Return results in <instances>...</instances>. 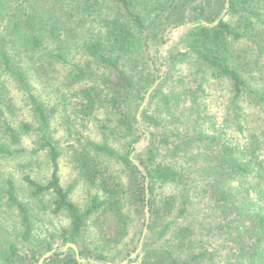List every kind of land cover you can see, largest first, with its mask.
Wrapping results in <instances>:
<instances>
[{
    "label": "trees",
    "instance_id": "1",
    "mask_svg": "<svg viewBox=\"0 0 264 264\" xmlns=\"http://www.w3.org/2000/svg\"><path fill=\"white\" fill-rule=\"evenodd\" d=\"M249 1L230 0L227 8V0H0V160L31 153L46 154L52 170L47 182H39L30 175L24 176L23 181L30 198L47 200L46 209L51 215L68 218L69 227L61 232L63 245L72 243L81 247L79 243L89 222L94 220L100 226L109 215L120 227L116 239L125 234V190L101 162L103 156L128 169L132 181L130 203L139 200L144 209L149 205L151 212L161 210H155L153 201L146 204L147 178L151 193L156 186L178 184L182 188L178 194V264H207L206 259L217 254L207 245L209 242L196 238L198 227H204L205 220L195 222L191 215L194 198L200 196L209 204L215 203L211 206L224 214L222 221L212 228V233L216 230L213 236L224 237L227 244L224 264H264L262 142L256 133H251L248 141L232 143L224 131L214 133L209 127L212 95L208 87L211 88L212 79L217 86L227 87L229 127L234 126L241 133L248 131L252 113L245 110L243 102L264 109V83L260 88L245 76L253 67L247 52L237 47L247 39L264 51L256 36L249 34L252 17L257 16ZM224 11L227 16L240 15L242 20L235 26L224 19L213 28L202 24L215 23ZM187 23L200 26L185 34L182 39L186 42V52L171 60L178 59L179 63L194 59V82L185 83L181 79L178 83L183 84V89L164 100L167 105L175 101L174 107L178 106L175 141L165 132L159 116L149 117L148 110L144 111L142 118L148 129L151 126V139L134 158L145 176L131 160L135 145L146 138L136 115L157 74L169 66V60L152 56L150 49L159 43L162 26L178 28ZM60 70L63 75L56 78L62 86L68 91L76 88L74 113L80 120L78 127L103 111L112 117L108 123H115L113 128L102 123L106 133L131 137L127 150L120 154L107 142L84 139L82 131L69 123L67 133L72 141L73 162L85 182L98 190L85 209L71 201L61 184L62 152L53 134V111L33 85L38 79V82L45 78L51 82ZM159 92L154 93L151 101ZM167 105L165 112L175 116L172 105ZM29 138L34 139L35 149L26 146ZM215 146L220 149L217 153ZM162 150L165 154L159 162L157 153L161 154ZM1 186V199L18 212L21 242L31 244L34 222L29 207L19 200L13 180L3 179ZM169 203L172 207L171 200ZM171 229L172 224L164 227L159 237L165 238ZM52 238L50 235L42 244L32 242V251L37 252L39 246L51 251ZM3 245L0 253L3 264H25V260L36 259L35 255L21 257L16 243L6 241ZM70 251L56 252L50 264H83L74 250L70 248ZM179 251L190 254L183 256ZM143 253L138 257L144 256L140 264H159L155 254ZM168 254L163 261L168 260ZM81 257L108 264L103 251L97 249H82Z\"/></svg>",
    "mask_w": 264,
    "mask_h": 264
},
{
    "label": "rangeland",
    "instance_id": "2",
    "mask_svg": "<svg viewBox=\"0 0 264 264\" xmlns=\"http://www.w3.org/2000/svg\"><path fill=\"white\" fill-rule=\"evenodd\" d=\"M249 2L248 5L251 10L255 9L257 12V16L252 17L253 28L249 34H254L259 44L264 47V0H250ZM105 13H109L108 9H105ZM240 20H242L240 15L231 14L229 16L226 15L224 18V21L233 26H235ZM191 24L193 23H187L183 26ZM183 26L178 28H171L170 25L162 26L157 39L159 43L151 46L150 52L152 56L157 55L161 60H169V66L163 67L161 73L157 74L156 82L160 81V83L152 93L149 102L144 109V111L146 109L148 110L147 113L149 117H160L162 125H165V132H167L169 136H172V141H175L176 132L178 130V106L174 107L175 101H172L167 105L164 100L167 97H171L173 92H178V90L183 89V84L178 83V81L181 82V79L185 80V83L192 82L191 84H193L194 79L192 72L193 70H196V62L192 58L179 63L178 59L175 61L171 60L173 56H178V54L185 53L187 50L186 42L182 38L189 30L180 34L179 29ZM254 43L255 42L245 39L238 44L237 47L239 50L247 52L248 60L253 67L248 73H245V76L248 77L252 84L260 87L263 86L264 83V51L258 50ZM75 55L77 54L75 53ZM78 59L79 57L75 59V62H77ZM62 75L63 72L60 70L58 75H54L55 78L51 82L46 78L38 82V79L33 81V85L36 88V93L41 97V100L46 103L51 111H53V134L55 140L58 142L60 151L62 152V157L59 160L61 184L64 189L69 192L71 201L81 209H85L90 198L96 194L98 195V190L96 187L90 186L85 182L73 162L72 141L67 133V128L70 126L69 123L75 124V126L82 131L84 139H90L93 142L100 144L107 142L120 154H123L127 150L126 144L131 137L121 138L111 136L108 132L106 133V131L102 129V123L106 122L105 124L111 128H113L115 123H108L107 120H112V117L104 115L103 111L97 112L88 123L85 122L78 127L80 125V120L76 118V114L74 113L77 100V97L74 96L76 88L68 91L66 87L62 86V82L56 78L62 77ZM212 80L209 81L211 88L210 85L208 87L209 92H211L212 95V100H210L212 101L210 102V114L212 116L209 124L210 131L214 133H216V131H224V135H226L229 142H240V144L249 140L248 134L256 133L259 136V141L262 142L261 147L264 148V109H260L256 106H248L243 102L245 110L248 113H252V116L248 118V131L241 133L235 129L236 127H229L227 121L230 117V115H227V107L229 103L227 87L225 84L217 86ZM255 80H257V83L254 82ZM156 82L148 88V91L155 86ZM194 86L196 87V85ZM158 90H160V92L158 93L157 98L155 97V99L151 101L152 96ZM12 94H14V92ZM145 98L146 96L142 101V105ZM166 105H172L173 109L171 112H173L175 116L165 112ZM140 108H138L136 119ZM161 110H163V113H161ZM144 111L141 115L143 127L148 133H150L151 126L148 129L149 125L146 123L144 124L142 118ZM146 141L147 137L145 139L142 138L140 142L135 145V150H139L135 155L142 152L147 147L149 142L145 147L139 148V145L145 144ZM26 146L32 150L35 149L37 145L33 138H29L26 141ZM219 151V147L215 146L214 153ZM164 154V150H162L161 154L157 153V160L159 162L163 160ZM262 154L264 159V149H262ZM100 159L101 162L110 169L111 174L115 176L116 180L122 184L125 190L123 197L127 226L123 238L117 240L116 236L120 227L118 222L111 215L104 217L103 224L100 226L96 225L94 220L89 222L83 240L79 243L81 247L73 244L78 248L80 258L87 261L93 260L81 257V251L82 249H97L98 251H103L108 258V264H140L144 256L139 259L138 257H140L146 249V253L151 252L155 254L154 256H157L155 261H158L159 264H178V194L181 193L182 188H178V184L156 186L154 192L151 193L148 189L150 186L149 183L147 188L148 194L147 191L145 193L146 204L147 202L149 204V201H153L155 210L158 212L161 210V212H159L161 215L158 218L159 213L151 212L149 205H146V208L144 209L139 200L133 204L130 203L129 198H131L132 192H130L129 187L132 181L128 169L125 168L124 165L117 163L114 159L103 156H100ZM51 173L52 170L48 162V157L44 152L36 155L31 153L8 160H0V180L2 179L0 182V253L3 250L2 247L6 241L17 244L21 257L27 256L30 258L33 255L36 256V259L25 260V264H50L56 252L72 253L70 248L67 250L65 249L68 244L63 245L61 234L62 230L69 227L68 218L65 215H51L46 209L47 200L43 201L42 199H38V201H36L33 198H30L29 189L23 181L24 176L30 175L37 181L46 183L50 178ZM3 179H11L14 181L19 200L29 207L34 222L33 239L31 240V244L21 242L20 234L22 228L19 222L18 212L13 208H9L5 204V200L1 199V196L3 195V187L1 186ZM170 200L172 207L171 205L169 206ZM193 202L195 203L191 214L193 221L197 222L205 219L204 227H198L200 229L196 238L197 240L202 239L206 243L209 242L207 245L211 246L212 250L217 252L215 258H207L208 260L206 259V263L224 264L223 256L227 253V244L224 242V237L213 236V234H216V230L212 233L213 226L222 221L224 214L221 209L219 210L212 207L215 203L209 204V201H206L202 196L198 198L196 197V199L194 198ZM168 208H171V212L167 211L169 210ZM181 222L182 220H179V225H181ZM170 224H172L171 232H169L165 238L161 239L159 236L163 231V228ZM146 225H148V228L145 231ZM176 231L177 234L175 235L174 232ZM144 233L145 237L142 249L136 256L135 254L140 248L141 239L143 238ZM50 235L53 236V248L51 251H46L43 246H39L37 252L32 251V248H34L32 242L35 244H42V242ZM166 252H169L170 254H168V260L165 262L163 261V258ZM180 252L181 251H179V253ZM47 254H49V256L43 260ZM186 254L189 256L190 252H181V255L183 256ZM127 260L129 261L128 263H126ZM172 260H176L177 263H173ZM131 261L134 262L132 263ZM3 263L4 261L0 255V264Z\"/></svg>",
    "mask_w": 264,
    "mask_h": 264
},
{
    "label": "water",
    "instance_id": "3",
    "mask_svg": "<svg viewBox=\"0 0 264 264\" xmlns=\"http://www.w3.org/2000/svg\"><path fill=\"white\" fill-rule=\"evenodd\" d=\"M229 5H230V0H227V8H229ZM225 16H226V11L223 12V14H222V16L220 17V19H218L215 23H213V24H208V23L204 22V23H202V24L205 25V26H208V27H210V28L216 27V26L219 25V23L221 22V20H223V19L225 18ZM198 26H200V24H191V25L183 26L182 28L179 29V32H180V34H182V33L186 32V31L190 30L191 28H193V27H198ZM159 83H160V81L156 82L155 86H154L151 90L148 91V93H147V95H146V98H145V101H144L143 105L141 106L140 111H139L138 116H137L138 124H139L140 128L145 132L146 137H147V141H146V143H145V144H142V145H139V148H143V147H145V146L148 144L149 140H150V133H148V132L144 129V127H143V123H142V119H141V115H142V112L144 111L145 107L147 106V104H148V102H149V99H150L152 93L154 92V90L156 89V87L159 85ZM138 151H139L138 149L135 150V152L133 153V155H132V157H131V160H132V162L137 166V168H138L139 170H142V171H143V168H142L141 164H140V163L134 158L135 153H137ZM143 174H144L145 176L147 175L144 171H143ZM148 186H149V179L147 178V179H146V188H148ZM147 194H148V191H147ZM147 203H148V202H147ZM147 228H148V225H146V227H145V231L147 230ZM144 237H145V233H144V235H143V238L141 239L140 248H139V250H138V251L136 252V254H135L136 256L140 253V251H141V249H142L143 242H144ZM68 248H71V249L74 250V252L76 253L77 260H78L80 263H86V262H89V263H92V264H101V263L95 262V261H93V260H88V261H87V260L81 259V258H80V253H79V251H78V248H77L75 245H73V244H68L67 247H66L65 249L67 250ZM47 256H49V254H47V255L43 258V260H44ZM128 262H129V261L127 260L126 263H128Z\"/></svg>",
    "mask_w": 264,
    "mask_h": 264
}]
</instances>
